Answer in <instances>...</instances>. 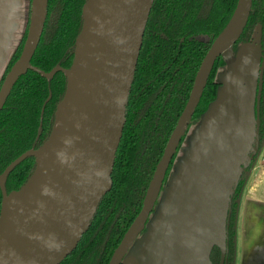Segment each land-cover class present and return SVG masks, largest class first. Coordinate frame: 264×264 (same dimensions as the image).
<instances>
[{"label":"water","instance_id":"1","mask_svg":"<svg viewBox=\"0 0 264 264\" xmlns=\"http://www.w3.org/2000/svg\"><path fill=\"white\" fill-rule=\"evenodd\" d=\"M152 2L84 0L71 63L49 71L30 62L48 0H27L20 24L9 19L13 27L5 36L0 28V66L4 63L0 79L26 28L19 55L0 82V109L28 69L48 79L57 71L65 77L46 138L0 174V264H59L89 227L112 185L115 153ZM6 4L0 0V14ZM251 7L252 0L236 1L226 25L202 57L140 210L108 264H210L214 245L224 253L232 195L241 175H248L257 160L264 136L263 131L259 147L264 70L259 30L252 42L243 43L233 54ZM218 57L225 64L220 67L221 78H217L219 70L215 74L217 95L188 129L161 190ZM27 156L34 157L31 173L18 188L6 192L7 174Z\"/></svg>","mask_w":264,"mask_h":264},{"label":"trees","instance_id":"2","mask_svg":"<svg viewBox=\"0 0 264 264\" xmlns=\"http://www.w3.org/2000/svg\"><path fill=\"white\" fill-rule=\"evenodd\" d=\"M236 1L153 0L128 94L125 123L111 173V188L102 196L89 227L75 248L59 264H108L114 248L140 210L154 167L187 100L201 59L226 25ZM83 2L48 0L43 31L30 60L32 65L44 71L55 65H70L73 40L81 26ZM255 25L259 26L262 36L264 0H252L247 25L237 43L247 41ZM25 30L0 82L19 55ZM237 43L233 45L235 53ZM224 64L222 58L215 61L193 117L199 119L215 99L219 83L213 81V77L216 68ZM64 89L65 77L61 71L48 79L28 69L16 80L0 109V174L12 160L26 150L38 147L46 138ZM258 115L261 139L264 131V70ZM33 166V156L16 164L5 178V191L18 188ZM242 178L228 208L232 215L228 216L227 212L225 251L222 254L220 247L214 245L209 254L210 264H222L233 258V211L237 207ZM1 199L0 188V205Z\"/></svg>","mask_w":264,"mask_h":264},{"label":"crops","instance_id":"3","mask_svg":"<svg viewBox=\"0 0 264 264\" xmlns=\"http://www.w3.org/2000/svg\"><path fill=\"white\" fill-rule=\"evenodd\" d=\"M235 246V264H264V136L239 193Z\"/></svg>","mask_w":264,"mask_h":264},{"label":"flooded vegetation","instance_id":"4","mask_svg":"<svg viewBox=\"0 0 264 264\" xmlns=\"http://www.w3.org/2000/svg\"><path fill=\"white\" fill-rule=\"evenodd\" d=\"M258 30H259V34H260V38H259V42H260V45H261V48H262V55H264V34L262 33V36H261V33H260V28H259V26L258 25H255V27L253 28V30H252V33H251V35H250V37H249V39L247 40V41H244V42H239V43H237L238 41H239V39H240V37H239V39L234 43V44H236L237 43V45H236V47H237V49H238V46L241 44V43H245V42H248V41H251L252 42V40H253V38H254V35L256 34V33H258ZM242 35V34H241ZM250 43V42H249ZM233 44V45H234ZM233 50H234V48H233ZM235 53V51L233 52V54ZM218 58H221V57H218ZM217 58V59H218ZM216 59V60H217ZM215 63V62H214ZM214 65V64H213ZM221 66H219V67H217L216 68V71H217V69H219ZM213 68V67H212ZM216 74V73H215ZM210 75V74H209ZM209 78V77H208ZM208 80V79H207ZM213 81H216L215 80V75H214V77H213ZM262 90V89H261ZM190 91V90H189ZM189 94V93H188ZM188 97V96H187ZM260 100H261V95H260ZM260 100H259V102H260ZM199 103V102H198ZM196 108H197V106H196ZM196 108H195V111H196ZM195 111L193 112V114H192V117H191V120H190V122L188 123V126H187V128H190L191 127V125L193 124V123H195L197 120H198V118H195V117H193V115H194V113H195ZM258 111H259V105H258ZM181 112V111H180ZM180 114V113H179ZM179 116V115H178ZM178 118V117H177ZM186 131H187V129H186ZM185 131V134L182 136V138H181V141H180V143H179V145H178V147H177V149H176V152L174 153V155H173V157H172V159L174 160V157L176 156V154H177V152H178V150H179V147H180V145H181V143H182V140H183V138L185 137V135H186V132ZM169 137V136H168ZM168 139V138H167ZM259 139H260V136H259ZM260 143H261V139L259 140V147H260ZM166 144V143H165ZM165 146V145H164ZM164 149V148H163ZM256 156V155H255ZM254 156V157H255ZM172 159H171V161H172ZM170 161V163H169V165H168V168H167V170H166V173L168 172L169 173V170H170V168H169V166H172V163H173V161L171 162ZM252 163V161L250 162V164ZM155 168V167H154ZM169 169V170H168ZM248 169V167L246 168V170ZM165 173V174H166ZM167 173V174H168ZM246 176L247 175H245V174H242L241 175V177H243L242 178V184L244 183V180H245V178H246ZM240 177V178H241ZM165 181H166V179L165 180H163V183H162V186H161V190H162V188H163V186L165 185ZM242 184L240 185V188H239V191H238V197H239V193H240V190H241V187H242ZM237 188V187H236ZM236 190V189H235ZM233 196V195H232ZM156 202H157V200H156ZM156 202H155V205H156ZM155 205H154V207H155ZM154 207H153V209H154ZM152 209V210H153ZM237 209H238V203H237V207H236V209H234V211H233V215H234V236H233V240H234V246H235V236H236V219H237ZM229 211V210H228ZM229 215H232V211L230 210L229 211V213H228V216ZM228 224V222H227V217H226V225ZM235 253H236V246H235V252H234V254H233V258H232V260L231 261H228V259H226V261H224V263H222V264H235Z\"/></svg>","mask_w":264,"mask_h":264},{"label":"rangeland","instance_id":"5","mask_svg":"<svg viewBox=\"0 0 264 264\" xmlns=\"http://www.w3.org/2000/svg\"><path fill=\"white\" fill-rule=\"evenodd\" d=\"M6 1H7V4L4 5V8L2 10V14H0V28L3 31V33H2L3 36H5L6 34L8 35L9 30H11V28L13 27L11 25V22L9 21V19L13 20L15 23L20 24V22H21L20 17L23 15L24 10H25V8L27 6V0H6ZM10 12H12V13L10 14ZM9 14H10V16L7 17V15H9ZM242 44L243 43H241L240 45H242ZM239 46H238V48H240ZM218 70H219V72H218ZM217 72H218V77L217 78H221L220 74H219L220 73V68L217 69L216 74H217ZM215 79H216V75H215ZM195 123H193L191 125V128L194 127ZM181 149L179 147V150H178L176 155L179 156L181 154ZM167 177H168V174H167ZM167 177H166V180H167ZM165 183H166V181H165ZM155 208H156V206L152 210L151 215L153 214V211L155 210Z\"/></svg>","mask_w":264,"mask_h":264}]
</instances>
